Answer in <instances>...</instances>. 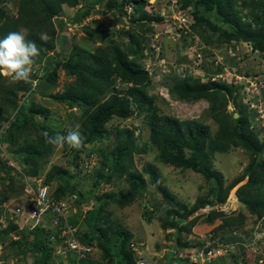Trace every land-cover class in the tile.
<instances>
[{
	"label": "trees",
	"instance_id": "16d2710c",
	"mask_svg": "<svg viewBox=\"0 0 264 264\" xmlns=\"http://www.w3.org/2000/svg\"><path fill=\"white\" fill-rule=\"evenodd\" d=\"M80 1H82L81 6L74 9ZM180 2L183 8L189 5L193 7L195 22L191 30L208 47L204 55L213 58L211 63L215 61L213 49H218L222 45L228 47L239 42L249 43L251 49L264 58V0H181ZM5 3H15V14L6 13L3 6ZM146 6L147 0H0V38L9 32L23 30L26 38L35 41L40 49L36 63L40 62L48 46L55 45V39L60 35L56 34L55 29L62 30L63 27L65 29L68 23L80 24L92 14L103 16L110 13L114 17L112 24H123L117 36L112 30L93 20L81 26L85 39L96 46L91 49L87 45L82 48L72 45L67 57L51 64L35 82L33 90L26 96L27 99L19 105L14 120L2 126L0 173L4 176L3 181L7 183L5 187L8 191L0 192V205L8 199L9 193L12 197L14 194L17 195L18 191L19 193L23 191L24 176L35 178L39 175L36 164L30 168L29 165L31 161L45 155L42 153L41 145L45 146L47 143L46 133L38 134L36 142L31 138L29 131L23 137L26 126L37 128L34 117L36 114L46 117V112L42 111L41 105L35 101L38 92L40 97L48 98L67 110V118L71 116L77 119L86 147L94 143L98 144L103 138H108L115 132L112 149L109 152L97 153L99 161L94 185L98 187L100 184L111 183L115 176L123 177L128 186L123 194L120 193L115 197L109 194L95 195L97 208L93 206L85 213L82 219L84 225L88 227L93 225L104 208L110 204L116 203L120 207L132 204L138 195L141 196L147 190L146 185L149 183L161 193L169 205H175L180 211L174 210V207L164 211L165 217L161 223L164 230L175 229L190 233L194 226L204 223L210 227L204 239L208 242L212 241L214 246L217 241L224 239L225 233L233 231L235 233L239 230L246 217H252L255 221L264 218V137L259 141V136L250 130L244 113L237 112L238 117L233 118V113L226 111L228 97H232V90L235 89L236 94L239 95L240 90L237 86L241 84L236 86L217 84L210 80L203 84L190 76L180 80L175 76L162 75L159 83L167 88L172 100L192 103L204 99L209 103L210 118L217 126L214 135L210 134L209 126L203 122L193 119L179 120L157 106L158 95L149 89L152 78L144 69L148 56L143 54V49L148 41L147 35L151 33L149 36H152L159 30V26L146 25L154 18L145 10ZM65 7L73 11L72 15L65 20L54 21L53 18L60 17L59 14ZM127 7L130 9L129 12ZM154 19L160 20L158 17ZM124 26L128 28L125 29ZM40 33H47L52 40L41 41ZM118 36L127 37V41L119 42ZM180 42L177 53L182 54L186 47L183 40ZM161 56L160 52L158 57ZM182 57L183 61L187 59L185 55ZM59 68L64 72L65 80L62 82L61 91L53 92ZM223 69L222 65H218L215 71L222 72ZM213 75L215 74L210 77ZM1 78L3 77L0 74ZM14 84L17 89H22L25 83L16 81ZM10 86L3 89L4 93H9L7 98L15 91L9 90ZM26 86L29 89V86ZM161 101L166 104L163 98ZM235 103L237 106L238 103ZM16 107L17 103H12L11 109ZM133 115L142 118L147 129V140L142 138L140 131L135 136L131 129L113 127L115 128L113 130L108 126L109 123H119ZM253 117L256 118L255 113ZM27 121H30V125L26 124ZM69 129H72V126ZM63 135L66 133L63 132ZM149 146L157 150V158L163 165L180 171H192L205 180L206 193L199 195L191 207L177 204L170 199L160 186L157 172L149 163H145L141 172L136 168L133 162L134 155L146 154ZM86 147L73 154L74 165L79 164L81 153L87 150ZM64 148H68V145L65 144ZM230 148L242 149L248 154L249 160L242 175L225 185L221 175L217 172L208 173L207 165L204 164L208 157L224 154ZM7 160L12 161L16 168L7 165ZM54 177L56 184L52 195L56 199H74L73 206L76 207L83 203V194L75 192L71 184L74 176L63 169H52L48 172L44 184H52L50 180ZM14 180L19 184L17 190L13 187L16 184L13 183ZM230 200L237 204L233 215H227L218 208L219 204ZM1 210L0 208V215ZM145 214L149 216L147 210L143 213ZM80 215H70L68 221L75 225ZM13 231H16V227L9 221L6 228L0 230V242L8 239ZM17 234L21 235L20 239L10 240V247L15 248V252L18 250L17 253L21 255L30 253L34 264L53 262L49 232L34 228ZM30 235L31 240L28 239ZM115 237L113 246L105 243L98 235L95 238L94 235L87 236L81 233L79 241L86 245L95 242L104 251L106 258L111 259L109 264H135L134 256L129 250L130 235L121 231ZM191 246L189 243L179 245L183 249ZM209 249L210 247L204 248L203 252ZM185 260L189 262L187 258H184ZM69 263L74 264L75 260L70 259ZM78 264H99V262L93 259V256L86 255V258Z\"/></svg>",
	"mask_w": 264,
	"mask_h": 264
},
{
	"label": "rangeland",
	"instance_id": "374dc122",
	"mask_svg": "<svg viewBox=\"0 0 264 264\" xmlns=\"http://www.w3.org/2000/svg\"><path fill=\"white\" fill-rule=\"evenodd\" d=\"M94 1V0H93ZM82 1L74 7V9L79 8L81 6ZM147 3L150 4L145 9L147 12H152L156 16L158 14H171L173 11L171 5H169L167 0H147ZM15 4V3H14ZM13 3H5L3 6L5 7V11L7 14H15V6ZM191 7V5H189ZM64 11L60 13V17L55 16L54 21L65 20L69 18L73 11L69 8H64ZM158 13V14H157ZM162 14V15H163ZM161 16V15H160ZM113 16L108 13L106 15L100 16L99 14H92L88 19L84 21L83 24H89L93 21H96L98 24L103 26H108L109 29L115 30L120 28L123 24L118 23L117 28H115L112 24ZM93 20V21H91ZM154 25H158L156 21L153 22ZM68 29L62 28V30H56V34H60L55 39V45L48 46L45 54L39 63H35L33 65L31 78L34 82H37L39 77L47 71L49 66L55 62H60L62 58H66L69 50L72 45H76L80 48L85 45L90 46L93 49L96 44L91 45L87 39H85V35L81 28L75 29V24L68 23ZM95 26V24H94ZM81 27V26H78ZM124 28H127L124 27ZM168 30H164L161 39L162 42V52H164V67H155V66H145L144 69L149 72L150 77L152 78V83L150 84L149 89L158 95L156 100L157 106L161 108V110L169 115H172L179 120H196L201 121L204 124L209 126V132L211 135H214L216 132L217 126L214 121L210 118L209 115V103L201 99L192 103H184L176 100H171L166 96V90L163 88V85H160V80L162 79V72H167L170 74H177L176 70L178 68V64L186 63L184 61H180L177 63L176 59L178 58V42L177 38L172 35ZM20 32L24 33L23 30ZM117 36V33H115ZM49 40H52V37ZM118 41L126 42L127 37L121 36ZM155 40V39H154ZM154 40L151 42V45H154ZM187 42L191 43V39L187 38ZM181 43V42H179ZM247 45V46H246ZM249 44H239L238 55L236 57H226L223 54H227V51L224 50L223 46L221 48L213 49L214 55L213 57L218 58L220 60L219 65L226 67V71L218 72V76L220 77L219 81L227 82V85L236 86L235 81L240 82V84L245 85L246 80L250 78L252 83L256 81L258 84L257 90L254 94H251L247 97L248 101H252L254 98H261L262 104H264V58L258 54L257 52H252L249 50ZM246 46V47H244ZM90 49V50H91ZM205 48L201 49L196 55L192 56L188 52H192L193 49L187 47V57L188 59L199 58L198 62L200 65H206L207 69L205 72H202L200 68L192 67L188 68L189 75H191L194 79L200 78L201 81L205 84L206 76L212 75L215 71L214 62L211 63L212 57L205 56ZM183 55H186L184 51H182ZM223 58V59H222ZM176 59V60H175ZM175 60V61H174ZM162 62L159 63V66ZM175 68V69H174ZM154 70V72H153ZM165 73V74H168ZM0 74L3 78L0 79V133L2 130V126L7 124L8 122L14 120L15 113L21 102L29 95V93L33 90L34 84H24V88L17 89L11 75H7L3 70H0ZM200 75V76H199ZM57 80L54 81L53 92H60L62 82L65 80L64 72L61 68L57 70ZM180 77V76H179ZM211 78V77H210ZM209 78V80H210ZM217 78V77H215ZM229 81H222L221 79H225ZM239 78V79H236ZM254 78V80H253ZM208 80V81H209ZM69 81V79L67 80ZM5 82V83H4ZM231 82V84H230ZM239 84V83H237ZM5 85V86H4ZM9 88V90L14 92L11 93V97L7 98L9 93H4L3 89ZM236 88V87H235ZM241 85L237 86V89L240 90ZM27 89V90H26ZM236 89L232 90V97H228V104L226 107V111L229 113H237L242 112L246 115L247 122L249 124L250 130L256 135L259 136V141H261L264 137V122L262 120L256 121L255 117H253V112L247 110L244 106V102L240 99L241 95L236 94ZM16 93V94H15ZM34 96V94L32 95ZM164 99L166 104H164L161 99ZM240 99V101H239ZM8 100V101H7ZM167 100V101H166ZM29 99L27 100V102ZM35 101L41 105L42 111L46 112V117L44 118L42 115L36 114L35 122L37 126L36 129L26 126V129L23 132V137L26 136V132H31V138L34 139V142L38 140L37 135L41 133H46L47 136H55L57 133L62 134L65 132L67 134V130L70 126L74 128L78 124L77 119L71 118L69 116L66 117L68 111L65 110L61 105L56 102H51L50 100L44 99L38 95L36 92ZM235 102L238 103L236 106ZM12 103L16 104L17 107L15 109H11ZM14 106V105H13ZM241 107V108H240ZM74 112V111H73ZM27 125H30V121H27ZM117 125V126H116ZM108 126L110 128L121 129L123 127L131 129L134 131L135 136L141 132L142 138L147 140V129L142 122V118H137L136 116H132L131 118L124 120L119 123H109ZM113 128V130L115 129ZM115 133V132H114ZM113 133V134H114ZM113 134L108 138H103L101 141L91 145H88L81 153V158L91 157L92 163L89 167V163L86 165V159L82 164L74 165L72 163V156L77 151L76 149H72L68 146V148H59L51 144H45V146L41 145L42 153L45 154L38 160L31 161L30 166H37V177L35 181L31 184L30 182L28 186L25 185L24 192L25 195L33 194L41 184L45 183V180L48 177V172L52 171V169H63L66 172H69L71 176H74L71 179V184L75 188V192L83 194V204H80L78 207L71 206L67 212L70 214H81L84 211L94 206L95 209L97 205L95 204L94 196L101 194H109L113 197L123 194L127 189V184L123 177H113L111 183L100 184L98 187H95V171L98 165L99 156L98 152H109L114 145V136ZM22 137V138H23ZM137 138V137H136ZM90 151H89V150ZM157 150L152 147H147V153L143 155H134L133 162L136 165V168L141 172L145 163H149L157 172L158 178L160 180L161 188L169 195L170 199L177 204L186 205L191 207L196 202V198L199 195L206 193V182L197 173L192 171L185 170H177L173 169L170 166H165L161 163L157 158ZM214 156V155H213ZM249 156L240 148H230L224 154H217L214 157H208L207 161H205L204 165H207L208 173L217 172L223 178L224 184H229L233 179L240 177L245 170V167L248 164ZM12 164H11V163ZM8 161L7 163L14 167V163L12 161ZM16 168V166H15ZM33 176V175H32ZM4 176L0 173V192H7V188L5 187L7 183L3 181ZM34 180L33 178H30ZM56 178L54 177L50 181L52 184L47 185L48 189L53 191L56 182L54 181ZM146 182L148 181L147 176L145 177ZM246 179V178H245ZM13 183H16L14 180ZM19 184H14V190L18 189ZM24 185V183H23ZM147 190H145L142 195H138L134 202L128 206L120 207L118 204H110L104 208L103 213L99 217L98 220L93 223L91 226L84 225V222L80 221L79 230L82 234H87V236L96 235L101 236L102 240L106 243H110L112 246L116 240L115 235L118 232H126L130 235L129 243L135 242L136 244H142L141 254L143 258L147 261V264H190L189 262L184 261V258L190 257L191 262H196L195 258L200 259V256H197L201 250L209 245V242L204 239L205 233L208 231L206 224L201 223L197 224L192 228L190 233H187L183 230L176 231L175 229H167L164 230L161 227V223L163 218L165 217V210L174 207L173 209L180 212L175 205H169L167 202L155 188L147 183ZM97 190V191H95ZM95 192V194H94ZM27 197V196H25ZM10 199V193L8 196ZM7 199V200H8ZM5 202V201H4ZM10 203V202H9ZM74 204V203H73ZM221 211L226 212L227 215H233L235 210L237 209V204L233 201H227L223 204L218 205ZM0 208L3 209V203L0 205ZM147 210L149 216L147 214L143 215V213ZM70 211V212H69ZM66 214V215H67ZM9 216V215H8ZM151 218V219H150ZM19 220V217L16 219ZM19 222V221H18ZM218 222V221H215ZM29 236V235H27ZM224 239L222 241H217L216 243H224L228 245L231 249L228 255H222L213 261H204L197 264H264V218L262 220L255 221L252 217H246L243 226L232 233H225L223 235ZM31 235L28 238L31 240ZM4 241V240H3ZM98 243V240L96 239ZM189 243L192 245L190 248L183 249L179 247L180 244ZM231 243V244H230ZM9 241L4 243L5 248V256L7 259L9 256H12V252H15L13 247H10ZM239 249V250H237ZM140 250V249H139ZM18 251V250H17ZM145 253V255H144ZM94 254V253H93ZM31 255V254H30ZM174 257L172 259V257ZM236 255V256H235ZM232 256L233 259H232ZM29 257V256H28ZM171 257V261H170ZM93 259L98 260L99 264H109L111 262L110 258H106L104 251L96 246L95 254L93 255ZM203 259V258H202ZM29 260V259H28Z\"/></svg>",
	"mask_w": 264,
	"mask_h": 264
},
{
	"label": "built area",
	"instance_id": "2783aa9c",
	"mask_svg": "<svg viewBox=\"0 0 264 264\" xmlns=\"http://www.w3.org/2000/svg\"><path fill=\"white\" fill-rule=\"evenodd\" d=\"M169 5H171L172 13L168 14H160L162 17L161 23L163 24V29L161 31H157V34L154 35V37H158V35L163 34L164 30L171 29L169 32L174 35L176 38L178 37H187L189 34V37L191 39V43H189V48H192L193 51L190 53L192 56L196 55L198 51L203 49V45L199 42L197 37L191 33V26L194 23V19L192 16V10L189 7L183 8L180 4L181 0H167ZM202 45V46H201ZM227 51V55L229 57H236L237 56V46L225 48ZM155 55L158 56V49L155 48ZM213 59V58H212ZM214 66L216 67L219 65L220 60L218 58H215ZM223 59V58H222ZM199 58L194 59H188L186 60V63L179 64L176 75L179 77H184L185 75L189 74L188 68L190 66L196 67L198 64L199 68ZM161 65L159 66V63ZM152 63L158 67H164L165 69V62L163 59H157L152 58ZM175 69V68H174ZM224 71L227 70L226 67L223 69ZM168 72V70L166 69ZM215 77L211 78V81H219L220 77L217 75ZM249 80H246V84L242 85L240 88V95L241 99L244 102V105L247 107V110H252L256 113V121L262 120L264 122V104H262L261 98H254L252 101H248L246 96H249L251 94H254L257 90V83L254 81L252 83L251 76L248 77ZM239 79V78H236ZM222 81H228L225 79H221ZM254 80V78H253ZM235 84L240 82H237L236 80ZM224 83V82H223ZM227 83V82H225ZM229 83V81H228ZM231 84V82H230ZM264 101V100H263ZM90 162V163H89ZM86 161L89 163V167L92 163V161ZM82 164V163H81ZM27 196V197H25ZM74 196H71L73 198ZM18 200L20 202L19 205L14 207V210L12 213L15 214V216L19 217V222L17 220H14V223L18 226V229H23L24 227H27L28 229L33 228L35 225H48L50 227V230L52 232L51 241H53L55 245V255L58 256L60 259L65 260L67 264H69V260H75V264H78L79 261L86 258V255L93 256L95 254V248L93 246L84 245L79 241L78 238V227L77 225H72L68 221V210L70 207V204L72 206L73 200H66V199H56L49 191L48 188L40 183V186L38 189L33 193L29 195L21 194L18 196ZM70 202V204H69ZM67 214V215H66ZM17 219V218H16ZM231 244V243H230ZM143 247L142 244H136L135 242H130L129 244V250L134 256V262L135 264H147V261L143 258V255L141 254V248ZM207 247H210V249L207 252H203V250L200 251V253L197 256H200V259L197 260L198 257L195 258L196 262H192L194 264L204 262V261H213L214 259H217L218 257L222 255H228L232 248H230L228 245L224 243H215L213 246V242H209V245ZM205 247V248H207ZM140 249V250H139ZM94 253V254H93ZM190 257H195L190 256ZM189 257V258H190ZM188 258L189 262L190 259ZM203 258V259H202ZM67 260V261H66ZM2 262L0 261V264Z\"/></svg>",
	"mask_w": 264,
	"mask_h": 264
},
{
	"label": "clouds",
	"instance_id": "9594fccd",
	"mask_svg": "<svg viewBox=\"0 0 264 264\" xmlns=\"http://www.w3.org/2000/svg\"><path fill=\"white\" fill-rule=\"evenodd\" d=\"M180 4H181V2H180ZM149 5L150 4L147 3V6H149ZM187 7H189L192 10V16H193V19H194V15H193L194 10H193V7L192 6L191 7L190 6H187ZM184 8H186V7H184ZM127 10H128V12L130 11V9L128 7H127ZM148 13L150 14V16H152L154 18L155 17H158L160 20L158 21V20H156V19L153 18L148 24L146 23V25L148 27L149 26L150 27L151 26H159V31H161L163 29V24L161 23L162 17L160 16V14L157 13L159 16H156L152 12H148ZM84 21L81 22L80 24L77 23V22H72V23L75 24L74 27H75V29H77V28H81V27H78V26H84L85 25V24H83ZM155 21L157 23H159V22L160 23L158 25H154L153 22H155ZM68 25H67V27H68ZM113 26L115 28H117L118 24H115ZM67 27H66V29H68ZM104 27L109 28L108 26H104ZM121 27H123V25ZM124 27H126V26H124ZM127 28H128V26H127ZM127 28H125V29H127ZM112 31L114 33H117L119 31V28H117L115 30H112ZM191 33H192V30H191ZM155 34H157V32H154V34L152 36L147 35L148 41L146 43V46L143 49V54L145 56H148L147 60L145 61L146 62V65H145L146 67L147 66H155V67H158V66H156V65H154L152 63V58H157L158 60L159 59H163L164 60V52H162V42H161V39L163 38V36H162V34H160V35H158V37L155 38L154 37ZM193 35H195L197 37V39L199 40V42L203 45V48L206 47L205 50H207L208 47L203 43V41L196 34H193ZM187 38H190L189 37V34H188L187 37H183V36L181 37L180 36V37H178L176 39L177 42H178V45L181 44V43H179L181 40H183V42L185 43V47H186V50L184 51L185 53L188 52L187 51V47H189V43L187 42ZM39 39L41 41L47 42L50 39V37L48 36L47 33H40L39 34ZM153 40H154V45L156 44L155 46L151 45V42H153ZM244 43L246 44V42H239L238 44H234L233 43L231 46H228V47H225L223 45L222 46H223V48L225 50V48H229V47H233V46H238L239 44H244ZM247 44H249V43H247ZM246 46H244V47H246ZM248 46H249V50L252 52V49L250 47V44ZM155 48L158 49V55H159L160 52L162 53V56L161 57H158V56L156 57L155 51H154ZM254 52H256V51H254ZM188 53L190 54V52H188ZM237 53H238V51H237ZM178 55H179L178 58H176V59H179V60H177V63H179L181 60L183 61V57H182L183 55L180 54V52L178 53ZM39 56H40V49L37 47V44L35 43V41L28 40L26 38V35L24 33H22V32H15V31L14 32H9L6 36L0 38V70H3L4 73L7 74V75H11V77H12V79L14 81H18V82L19 81H23L24 83L34 84L35 85V82L31 78V73H32L33 65L37 62V59L39 58ZM185 56H187V54ZM223 56H226L227 58L229 57L227 54H223ZM204 64L205 65H203V66L202 65H199V68L201 69L202 72H205V69H207L206 65H208V64L207 63H204ZM214 69L216 70V67L215 66H214ZM165 73H168V72H162V75H165V76H168V75L175 76L177 79H180V80L183 79V78H185V77H188V76L192 77L189 74L185 75L184 77H178L176 74H171V73L170 74L169 73L168 74H165ZM212 73L215 74L212 77H216L219 74L216 71H214ZM210 76L211 75L206 76V74H205L206 81L209 80ZM211 78H210V81H211ZM196 79L199 80L201 83H203L200 78H196ZM211 82H215L217 84H224L223 82L220 83V81H211ZM162 87L165 88V90H166V96L168 97L169 93H168L167 88L165 86H162ZM169 98L171 99L170 95H169ZM246 109H247V107H246ZM250 111H252V110H250ZM252 112L255 113L254 111H252ZM255 116H256V113H255ZM45 135H46L47 143H49L51 145H54L56 147H59V148H63L65 144H67L70 148L76 149V150H81L84 147H86V145H85V138H84V136L82 135V133L80 131V126L79 125H76L74 128L69 129L66 135H62V134H59V133H57L55 136H51V137L47 136V134H45ZM89 155H88V158L89 159L88 158H83L79 162V164L83 163L86 159H88L87 160L88 162L89 161H92L91 160V157L92 156H89ZM133 159H134V157H133ZM8 161L10 162V160H7V162ZM7 162H6V164L9 165ZM9 166H11V165H9ZM30 178H33L34 180H32ZM35 179H36V177L34 178V177L24 176V178H23L24 187H25V185L28 186V184L30 182L32 184L35 181ZM26 180H29L30 182H28ZM42 185H44V186H46L48 188V186L46 184H42ZM48 191L52 194V191L51 190L48 189ZM17 193H18L17 195L14 194L12 197H10V199L5 200V202H3V209L1 210V215H0V230L1 229H5L6 226H7V223L9 221L12 222V224L15 225V227H16V231L11 232L9 234V238L8 239L0 242V261L2 262L1 264H34V262L32 261V258L30 256V253H28L27 255H21V254H18L17 253L18 251H16V252H14V254L12 256H9V258L7 259V256H5V248L6 247H4V243H6L7 241H9V243H10V240L15 241V240L20 239V236L21 235L20 234H17V233L22 232V231H30V230H32L34 228H38V229H41L43 231L49 232L48 238H49V244L52 246V256H53V262H51L49 264H67V262H65V260L60 259L58 256L55 255V249H54L55 248V245H54L53 241H51V239H50L51 236H52V232H51L50 227L48 225H35L31 229H28L27 227H24L23 229H18V226L14 223V220H16V218L18 216H15V214L12 213V212L14 210V207H16L17 205H19L20 202H21V200L20 201L18 200V196L21 195V194H25V192H24V189H23V191H20V193L18 191ZM72 206H73V204H72ZM91 208H92V205H90V208L88 210H86L83 213H81L80 217L78 218L77 223L75 224V225H77L78 231H79L78 238H79V234L82 233L79 230V228H80V224H79L80 221L79 220L82 221V219L84 218L85 213L87 211H89ZM70 215H75V214H70ZM70 215H68V217ZM84 245H86V244H84ZM88 246H93L96 249V246L97 245H96L95 242H92ZM144 255H145V253H144ZM258 264H260V263H258Z\"/></svg>",
	"mask_w": 264,
	"mask_h": 264
},
{
	"label": "water",
	"instance_id": "95a60500",
	"mask_svg": "<svg viewBox=\"0 0 264 264\" xmlns=\"http://www.w3.org/2000/svg\"><path fill=\"white\" fill-rule=\"evenodd\" d=\"M238 114L237 113H233V118H237Z\"/></svg>",
	"mask_w": 264,
	"mask_h": 264
}]
</instances>
